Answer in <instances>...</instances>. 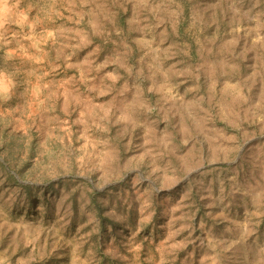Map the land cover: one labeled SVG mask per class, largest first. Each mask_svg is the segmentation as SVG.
<instances>
[{
    "label": "rangeland",
    "instance_id": "374dc122",
    "mask_svg": "<svg viewBox=\"0 0 264 264\" xmlns=\"http://www.w3.org/2000/svg\"><path fill=\"white\" fill-rule=\"evenodd\" d=\"M7 172L134 203L120 264H264V0H0V264H101L90 187Z\"/></svg>",
    "mask_w": 264,
    "mask_h": 264
},
{
    "label": "trees",
    "instance_id": "16d2710c",
    "mask_svg": "<svg viewBox=\"0 0 264 264\" xmlns=\"http://www.w3.org/2000/svg\"><path fill=\"white\" fill-rule=\"evenodd\" d=\"M7 181L15 183L18 187H21L23 190L26 191L29 195H31V192L35 191H43V192H50L55 187H59L63 184L67 185L70 182H81L84 183L87 187H90V193L88 194V208L90 209V212L93 214L94 220H95V226H96V233L98 237L101 238V243L99 245L98 251L101 259V264H120L123 261L116 252L111 251L110 253H106L102 250L106 247V241L110 237L115 239L114 243L119 242L120 239L122 240V237L125 235V232L130 228V226H135L134 221V203H131V205H128V217L125 218H116L112 211L109 209V205L107 203H104L101 201L102 194H100L98 191H95L92 189L90 183L86 181L83 178H77L74 179L73 177L69 178H59L57 182H49L48 185L42 186L41 188L38 186H35L33 184H27L24 185L21 183L15 175L11 174V172H7L6 174ZM127 181L119 183L117 186H111L109 191H115L118 188H122L123 186L127 185ZM106 194V193H104ZM29 198H34V196H29ZM37 200V199H36ZM41 201L45 202L46 207H48V210L52 209L54 206V200L47 202V197H44L43 199H38V204L41 203ZM34 203V201H33ZM37 203V202H36ZM73 203H76V200L73 201ZM49 212V211H48ZM146 226L145 229L149 227V225ZM144 229V231H146Z\"/></svg>",
    "mask_w": 264,
    "mask_h": 264
},
{
    "label": "water",
    "instance_id": "95a60500",
    "mask_svg": "<svg viewBox=\"0 0 264 264\" xmlns=\"http://www.w3.org/2000/svg\"><path fill=\"white\" fill-rule=\"evenodd\" d=\"M188 177H189V176H188ZM188 177H187V178H188Z\"/></svg>",
    "mask_w": 264,
    "mask_h": 264
}]
</instances>
